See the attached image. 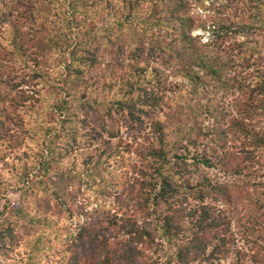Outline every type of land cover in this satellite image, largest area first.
<instances>
[{
    "label": "trees",
    "instance_id": "trees-1",
    "mask_svg": "<svg viewBox=\"0 0 264 264\" xmlns=\"http://www.w3.org/2000/svg\"><path fill=\"white\" fill-rule=\"evenodd\" d=\"M263 119L264 0H0V160L21 191L0 225L27 259L264 264L233 230L256 207L264 240Z\"/></svg>",
    "mask_w": 264,
    "mask_h": 264
},
{
    "label": "rangeland",
    "instance_id": "rangeland-1",
    "mask_svg": "<svg viewBox=\"0 0 264 264\" xmlns=\"http://www.w3.org/2000/svg\"><path fill=\"white\" fill-rule=\"evenodd\" d=\"M221 1V0H220ZM219 2V1H218ZM217 3V1H216ZM196 10H198L196 8ZM200 14L203 16L207 14L208 11L204 10H198ZM194 33H202L203 40H207L206 36H208V33L205 31H201L200 29H197L194 31ZM19 73V71H18ZM179 80V78H177ZM26 87V86H25ZM211 95V94H210ZM217 96L221 95V93L216 94ZM230 100V99H228ZM208 122V121H207ZM262 125L264 126V119L262 122ZM15 136H20V144L19 148L23 151L24 149H28L31 144H29V141H26V138L23 137V134L21 131L14 132ZM10 152V151H9ZM84 152V150H83ZM13 153L10 152L8 155H6L4 160H0V222L5 221L8 217L7 213L2 214L3 210V204L5 202H9L10 205H16L18 204L20 193L19 189H17L15 186H13V182L16 181V173L13 168ZM73 156H64L63 154H60L58 156V161L61 162L62 166L67 169V173H69V179H71L70 184L74 183V185H71L74 194L72 197L77 200L78 203L84 202L88 204V208H91L94 204V191L95 188L94 185L91 183H80L75 176H78L79 178L83 177V173L81 174V156L77 157V165L75 168H71L72 166L69 165L70 161L72 160ZM16 162L18 159H14ZM88 161V160H87ZM78 168V169H77ZM80 168V171H79ZM263 171V170H262ZM75 177V178H74ZM77 177V178H78ZM262 180L264 181V176L259 178L255 177L252 180V187L255 189L253 190L254 197H263L264 196V189L261 187H258L260 190H256L258 181ZM236 181L239 182V184H242L241 176L236 177ZM262 189V190H261ZM262 192V193H261ZM239 210L240 214L237 216V220L233 223V230L235 235L234 240V246L235 248L239 249V252H242L245 257L249 258H255L256 257H264V240H260V233L257 230V226L254 228L251 223H249V218L247 214L250 212H255L256 214H260V211H257L258 209L253 208V211H250L248 213L247 206L241 203ZM75 216L73 215H66L61 218V223L67 227L68 230H73L75 226H77V221L74 219ZM82 221V219H81ZM8 230V231H7ZM10 230V231H9ZM0 264H50V260H48L47 257L43 258L42 253H37L36 256L32 259H27V253L25 251V240L19 236L22 234L19 229H17L15 226H12L11 223L9 224V229H3V226L0 225ZM11 232V236H9ZM25 241V242H24ZM54 247L59 249L61 246L56 242V244H53ZM55 249V248H53Z\"/></svg>",
    "mask_w": 264,
    "mask_h": 264
}]
</instances>
